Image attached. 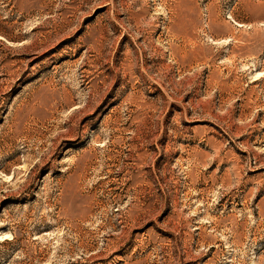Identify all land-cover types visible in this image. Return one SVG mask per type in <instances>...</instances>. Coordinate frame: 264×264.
Instances as JSON below:
<instances>
[{
    "label": "rangeland",
    "instance_id": "rangeland-1",
    "mask_svg": "<svg viewBox=\"0 0 264 264\" xmlns=\"http://www.w3.org/2000/svg\"><path fill=\"white\" fill-rule=\"evenodd\" d=\"M0 264H264V0H0Z\"/></svg>",
    "mask_w": 264,
    "mask_h": 264
}]
</instances>
